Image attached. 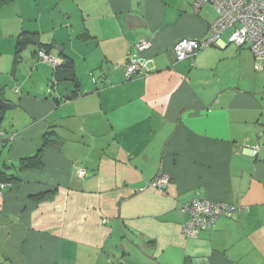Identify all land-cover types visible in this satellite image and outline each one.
<instances>
[{"label": "crops", "instance_id": "1", "mask_svg": "<svg viewBox=\"0 0 264 264\" xmlns=\"http://www.w3.org/2000/svg\"><path fill=\"white\" fill-rule=\"evenodd\" d=\"M195 1L0 0V166L19 178L0 191V264H264V76L231 30L175 61L216 19ZM32 35L77 90L33 46L16 61ZM133 60L147 73L128 80ZM47 133L43 168L19 171ZM194 199L241 209L187 238Z\"/></svg>", "mask_w": 264, "mask_h": 264}, {"label": "built area", "instance_id": "2", "mask_svg": "<svg viewBox=\"0 0 264 264\" xmlns=\"http://www.w3.org/2000/svg\"><path fill=\"white\" fill-rule=\"evenodd\" d=\"M206 5L214 9L215 21L204 38L179 40L173 48L175 61H185L205 49L217 45L222 34L231 30L229 42L240 48H249L256 62L255 69L258 72L264 71V0H196L194 9L198 12ZM149 46V42L141 41L138 49L144 51ZM38 56L42 61L52 62L55 66L59 65L53 57L43 51H40ZM125 70L128 80L147 73L144 70V64L139 60L128 63ZM4 136V133L0 131V141ZM259 150L260 145L244 148V151L253 157L258 155ZM80 175L85 176V171L82 170ZM168 181L165 176H161L151 185L155 188L165 189ZM9 186L8 183L0 182V191ZM240 209L241 207L228 203L206 199L191 200L182 207V212L189 215V221L184 225L183 233L187 238H197L201 232L215 228L221 216L232 217Z\"/></svg>", "mask_w": 264, "mask_h": 264}, {"label": "trees", "instance_id": "3", "mask_svg": "<svg viewBox=\"0 0 264 264\" xmlns=\"http://www.w3.org/2000/svg\"><path fill=\"white\" fill-rule=\"evenodd\" d=\"M6 1H12V0H5V2ZM30 46H33L34 48H36L35 49V55H37V56H38L40 51L45 52V54H47V55H51V49L53 47L51 45H46V44L41 43V41L34 35L22 36L18 39V43H17V52H16V61L17 62H20V60H21L20 55L22 54V52ZM242 48H244V47H242ZM62 56L65 57L64 58L65 60L63 63H61V65L55 67V72L53 74V79H52L51 84L54 85L56 83L62 82L63 80H67V81L72 82L75 86V89L77 90L79 86H78V82H77V78H76V73L73 69L72 60L70 58L64 56L63 54H62ZM38 58H39V56H38ZM64 66L66 67L67 70L64 73H62V72L59 73L61 68H64ZM62 74L64 76H62ZM77 94H78L77 92L74 93V95H77ZM1 122H2V118L0 117V127H1ZM0 131L3 132L5 135L3 137V139L0 141V149H1L4 145H6L8 143V140H7L6 132L3 130H0ZM54 142H55V139L53 138V134L47 133L44 136L43 147H42L41 151L38 152V154H36L34 157H30V158L21 160L17 169L19 171H23V170H29V169H41V168H43V161H42L43 151L45 148L52 145ZM6 168H7V166H6ZM18 179L19 178L16 177L15 175L7 174L5 171L2 170V167L0 166V182L11 184V183L17 181Z\"/></svg>", "mask_w": 264, "mask_h": 264}, {"label": "water", "instance_id": "4", "mask_svg": "<svg viewBox=\"0 0 264 264\" xmlns=\"http://www.w3.org/2000/svg\"><path fill=\"white\" fill-rule=\"evenodd\" d=\"M56 50H58L59 52L63 51V48L59 47V46H55L54 47ZM7 107V104L4 103V101L2 100V98H0V108H5Z\"/></svg>", "mask_w": 264, "mask_h": 264}, {"label": "rangeland", "instance_id": "5", "mask_svg": "<svg viewBox=\"0 0 264 264\" xmlns=\"http://www.w3.org/2000/svg\"><path fill=\"white\" fill-rule=\"evenodd\" d=\"M212 10H213V8H212ZM214 11V10H213ZM258 73V72H257ZM260 73V75H262V76H264V71H262V72H259Z\"/></svg>", "mask_w": 264, "mask_h": 264}]
</instances>
